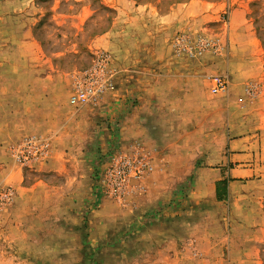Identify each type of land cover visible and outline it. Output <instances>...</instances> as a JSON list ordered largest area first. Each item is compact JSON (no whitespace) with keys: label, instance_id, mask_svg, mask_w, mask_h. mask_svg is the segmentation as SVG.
Here are the masks:
<instances>
[{"label":"rangeland","instance_id":"1","mask_svg":"<svg viewBox=\"0 0 264 264\" xmlns=\"http://www.w3.org/2000/svg\"><path fill=\"white\" fill-rule=\"evenodd\" d=\"M116 1L124 3L33 0L39 12L31 26L32 36L45 55L44 68L57 75L50 82V99L60 107L59 119L79 122V135L76 148L68 140L54 142L61 148L56 153L54 138L48 134L25 136L3 149L11 154L26 138H37L44 147L39 148L42 156L32 153L23 166L12 154L9 157L17 172L13 182H19L26 212L0 223V264H264V236L254 234L257 225L246 226L240 221V228L246 230L232 235L228 219L230 203L236 216L252 224L256 212L264 213V197H255L262 186V174L252 175L260 185L237 188L231 202L205 197L218 168L215 159L218 155L222 159L226 148L223 140L210 136L204 115L197 114L192 123H182L180 111L173 118L160 119L177 122L176 134L170 139L141 142L125 132L130 124L126 118L136 101L115 93L118 82L113 54L96 41L98 35L113 28L118 16ZM126 1L151 4L155 17L172 6L187 4L179 13V28L172 34L171 53L176 55L219 51L225 60L228 26L234 22L235 69L228 77V91L211 93L212 78L227 75L217 73L207 78L206 99L219 107V129L225 126L229 113L237 131L250 129L260 135L264 129V0ZM235 9L240 11L233 18ZM4 25L0 22V36ZM217 37L222 40L221 48ZM102 53L110 57L114 89L95 102L71 105L74 77L88 70ZM186 111L189 120L190 113L198 109ZM54 116L52 121H56ZM159 125L163 131L169 128L168 124ZM200 127L205 128L200 131L203 139L196 134ZM195 149L203 152L197 162ZM126 161L133 169L127 167L122 178ZM6 164L0 156V171ZM139 168L143 172L138 173ZM11 179L6 181L4 176L5 183L0 182V213L18 195ZM6 194H11L9 201L2 203Z\"/></svg>","mask_w":264,"mask_h":264},{"label":"crops","instance_id":"2","mask_svg":"<svg viewBox=\"0 0 264 264\" xmlns=\"http://www.w3.org/2000/svg\"><path fill=\"white\" fill-rule=\"evenodd\" d=\"M124 3L116 1L114 7L118 10V16L114 26L98 35L96 41L100 40V44L107 46L113 54L118 82L115 93L136 101L135 109L126 118L131 125H128L125 132L141 142L162 137L170 139L171 134H176L173 130L177 122L168 120L167 123L160 119L173 118L180 111L182 123H192L196 122L197 114L204 115L203 122L205 119L206 129L209 127L211 130L210 136L223 140L226 148L222 159L219 155L217 159L214 158L218 161V168L205 197L216 202H231L236 197L237 188L248 189L260 185L252 176L258 172L263 179L255 197H264V129L258 136L252 134L250 129L239 132L235 128L233 116L229 113L225 115V126L219 129V107L206 99L209 95L207 78L225 72L230 77L235 69L232 47L235 48L234 32L237 29L234 22L231 21L228 26L225 60L221 59L222 54L219 51L211 52V55L190 57L182 52L176 55L171 53L172 34L179 28L180 24H176L181 21L179 15L182 14L179 13L185 10L187 4L184 7L172 6L171 10L155 17L154 8L149 3H132L126 0ZM189 7H192L191 4ZM238 11L240 9H235L232 13L233 18ZM38 12L33 0H0V22L5 23L1 32L3 36H0V156L1 160L5 159L8 163L6 169L0 171V182L4 180V176L6 181L13 175H16L14 179L17 177L9 159L11 154L3 150L6 145L25 136L48 134L54 138L56 153L61 148L54 142L68 140L72 142V148H76L75 141L79 135V122L69 117L59 119L60 107L50 99V82L57 75L54 70L49 72L44 68L47 67L45 55L40 50L39 42L32 36L31 26L37 21ZM220 37L216 41L221 48L223 44ZM255 70L256 75H259L257 67H254V73ZM194 107L198 112H195L196 109L192 111L188 120L186 110ZM54 115L56 121H52ZM159 124H168L170 129L165 128L163 131ZM199 124L202 125V121ZM203 129L200 127L196 132L201 139L204 138L200 132ZM193 155L197 162V159L203 157V152L195 149ZM194 168L195 166L192 167ZM195 170L202 169L196 166ZM13 178L11 184L18 195L16 194L14 203L0 213V223H5L9 218L16 220V217L18 219L22 215V211L26 212L22 206L26 202L18 190L19 182H13ZM222 180H226L227 196L226 200L218 201L216 182ZM1 183L4 184L5 181ZM232 204L230 203L232 213L228 218L232 223V235L237 230H246V227L240 228L241 221L242 225H257L254 234L264 236V213L256 212L252 217V224L236 216ZM19 208L22 210L17 211Z\"/></svg>","mask_w":264,"mask_h":264},{"label":"built area","instance_id":"3","mask_svg":"<svg viewBox=\"0 0 264 264\" xmlns=\"http://www.w3.org/2000/svg\"><path fill=\"white\" fill-rule=\"evenodd\" d=\"M111 65L110 57L105 54H98L93 65L85 72L74 77L72 90L69 97V102L75 107L86 105L90 102H95L106 91L114 89V83L111 80L109 66ZM229 80L228 76L220 75L212 78V85L210 91L212 94H225L228 91ZM42 146L41 142L37 138H26L21 144L12 149V156L15 162L20 165H25L30 161V155L34 153V157L42 156V152L39 148ZM29 152V153H27ZM122 166V178H125V169L130 167L131 162L126 161ZM138 173L143 172V169L136 170ZM11 195V194H10ZM9 194L3 197L2 203L8 202L10 198Z\"/></svg>","mask_w":264,"mask_h":264},{"label":"trees","instance_id":"4","mask_svg":"<svg viewBox=\"0 0 264 264\" xmlns=\"http://www.w3.org/2000/svg\"><path fill=\"white\" fill-rule=\"evenodd\" d=\"M226 180L216 182V200L224 201L226 200Z\"/></svg>","mask_w":264,"mask_h":264}]
</instances>
